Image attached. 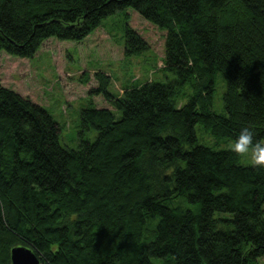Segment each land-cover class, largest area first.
Returning <instances> with one entry per match:
<instances>
[{
  "label": "trees",
  "instance_id": "trees-1",
  "mask_svg": "<svg viewBox=\"0 0 264 264\" xmlns=\"http://www.w3.org/2000/svg\"><path fill=\"white\" fill-rule=\"evenodd\" d=\"M128 9L167 32L164 70L177 78L120 93L95 72L89 96L114 110H82L94 142L63 146L61 124L0 77V264L18 246L42 264H258L264 170L199 144L196 126L234 141L249 126L264 142V0H0V53L32 59L48 39L83 42ZM150 48L127 24L125 58Z\"/></svg>",
  "mask_w": 264,
  "mask_h": 264
},
{
  "label": "rangeland",
  "instance_id": "rangeland-1",
  "mask_svg": "<svg viewBox=\"0 0 264 264\" xmlns=\"http://www.w3.org/2000/svg\"><path fill=\"white\" fill-rule=\"evenodd\" d=\"M129 24L150 44V50L140 56L125 58V28ZM167 32L144 20L136 11L128 9L106 18L102 25L83 42L46 40L32 59H22L6 52L0 53V77L2 85L44 107L61 124V144L78 149L83 140L94 142L98 136L91 129L81 135V112L93 105L99 109L112 107L102 97H90L89 91L96 87L93 78L100 71L113 77L114 90L122 93V87L139 85L148 81L169 83L177 76L164 70L165 38ZM88 74L86 85L80 78ZM193 89L185 85L180 105L187 103ZM225 83L222 76L216 86L214 110L223 114ZM117 119L122 116L117 112ZM198 143L215 150H230L232 139H220L208 134L201 125L196 126ZM243 166H250V156L241 158ZM231 216L216 213L215 217ZM226 228L225 226H220ZM154 264H170L153 260ZM264 264V258L258 260Z\"/></svg>",
  "mask_w": 264,
  "mask_h": 264
},
{
  "label": "clouds",
  "instance_id": "clouds-1",
  "mask_svg": "<svg viewBox=\"0 0 264 264\" xmlns=\"http://www.w3.org/2000/svg\"><path fill=\"white\" fill-rule=\"evenodd\" d=\"M230 150L237 156H250L254 168L264 170V142L254 141V131L249 126L243 127Z\"/></svg>",
  "mask_w": 264,
  "mask_h": 264
},
{
  "label": "water",
  "instance_id": "water-1",
  "mask_svg": "<svg viewBox=\"0 0 264 264\" xmlns=\"http://www.w3.org/2000/svg\"><path fill=\"white\" fill-rule=\"evenodd\" d=\"M11 264H42L35 252L26 247L18 246L11 251Z\"/></svg>",
  "mask_w": 264,
  "mask_h": 264
}]
</instances>
